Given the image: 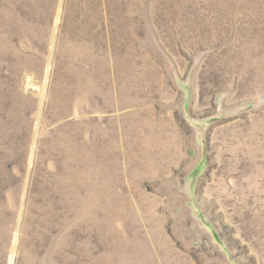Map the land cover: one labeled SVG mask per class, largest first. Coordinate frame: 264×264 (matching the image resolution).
Instances as JSON below:
<instances>
[{
	"label": "rangeland",
	"instance_id": "rangeland-1",
	"mask_svg": "<svg viewBox=\"0 0 264 264\" xmlns=\"http://www.w3.org/2000/svg\"><path fill=\"white\" fill-rule=\"evenodd\" d=\"M0 264H264V0H0Z\"/></svg>",
	"mask_w": 264,
	"mask_h": 264
}]
</instances>
